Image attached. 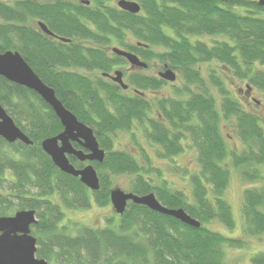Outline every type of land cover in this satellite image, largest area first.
Masks as SVG:
<instances>
[{"label": "trees", "instance_id": "1", "mask_svg": "<svg viewBox=\"0 0 264 264\" xmlns=\"http://www.w3.org/2000/svg\"><path fill=\"white\" fill-rule=\"evenodd\" d=\"M111 1L91 0L87 6L77 0H0V54L19 52L106 150L104 162L94 163L101 188L91 191L56 167L41 147L63 131L53 109L35 92L0 76V104L33 142L0 137V216L35 210L36 256L48 264H229L226 248H244L245 237L264 235V186L244 191V237L208 226L218 219L229 230L236 228L224 197L232 169L247 182L264 180V119L233 95L223 76L246 83L240 94L247 100L255 89L264 93V0H131L140 4L139 14ZM40 21L56 36L46 35ZM112 45L135 53L148 67L160 61L180 75L182 85L173 87L174 96L149 98L167 82L142 68L124 70L128 61L105 49ZM117 66L132 92L102 77ZM225 125L241 149L228 146ZM134 130L144 133L159 159L173 160L191 141L198 171L190 176L189 193L163 179L148 149H141L139 160L115 148L118 131L133 137ZM69 159L78 169L85 166L75 156ZM124 174L135 176L131 192L155 193L163 205L185 209L202 226L132 202L102 227L63 225L66 210L109 206L112 178ZM251 261L264 264V253Z\"/></svg>", "mask_w": 264, "mask_h": 264}, {"label": "water", "instance_id": "2", "mask_svg": "<svg viewBox=\"0 0 264 264\" xmlns=\"http://www.w3.org/2000/svg\"><path fill=\"white\" fill-rule=\"evenodd\" d=\"M81 1L83 4H90L89 0ZM118 6L121 10L132 14H139L142 9L138 2L131 0H119ZM39 27L45 34L56 36L44 22L40 21ZM59 39L64 42L70 41L65 38ZM113 53L124 57L134 68L146 69L148 67V64L135 53L117 47L113 48ZM103 75L111 77L114 82L119 83L123 90L129 89V85L124 81L122 70L116 71L114 76ZM0 76L35 92L53 109L62 123L63 131L57 136L44 139L41 143L42 149L62 172L80 178V181L91 191H99L101 182L93 163H103L106 152L101 148L94 130L81 122L71 110L65 107L57 97L55 89L38 76L19 52L9 50L0 54ZM160 77L167 82H175L178 76L173 69L166 67ZM0 137L8 143L33 144L1 104ZM74 142L80 143L84 150L76 149L73 146ZM70 155L88 164L78 169L70 162ZM110 201L113 210L118 215H124L129 203L132 202L146 206L154 212L173 217L188 226L197 229L202 226L201 221L192 217L185 209L169 208L163 205L155 193L141 196L126 192L120 187H113L110 190ZM37 223L35 210H21L13 216H0V264H48L46 260L36 256L37 238L32 234V226Z\"/></svg>", "mask_w": 264, "mask_h": 264}, {"label": "rangeland", "instance_id": "3", "mask_svg": "<svg viewBox=\"0 0 264 264\" xmlns=\"http://www.w3.org/2000/svg\"><path fill=\"white\" fill-rule=\"evenodd\" d=\"M40 1L47 2L49 0ZM163 66L164 64L160 61L154 60L150 62L149 68L143 70L142 73L159 77V71ZM203 67L206 70L208 65L205 64ZM127 68L128 67L125 66L124 70ZM177 76L175 82H168L162 90L156 93L151 92V97L155 96L154 98L157 99L174 96L173 87L182 85V79L178 73ZM223 76L233 95L239 100L246 102L249 110L255 112L264 119V93L255 89L250 99L247 100L244 98L243 94H240V89L246 90V83L225 75ZM222 130L228 146L231 149H236L237 147H239V149L242 148L241 141L229 126H223ZM134 132L135 135L133 138L132 134L119 131V133L115 135V148L117 150L127 151L139 160L141 159V149H148L155 167L161 170L163 179L167 181L172 188L189 193L191 191L190 176L198 171L197 151L193 147L191 141L188 140L184 142L185 150L180 155L174 157L173 160L159 159L156 157L155 152L149 147L150 145L147 143L144 133L141 130H134ZM261 170L264 173V166L261 167ZM155 178H158L157 174ZM134 180L135 176L131 174L114 176L112 178L113 187H120L125 191H130ZM263 186L264 180H260L256 183L247 182L237 170L232 169V178L224 197L232 207L233 215L236 220V228L234 230H229L227 226L218 219L213 220L212 223L208 225L209 228L229 237H244L241 213L244 191L247 188ZM65 212L66 218L63 225H70L73 228L74 224L77 226L86 225L95 228L102 227L108 223V219L114 218L117 215L111 204L107 207H99L94 204L92 208L88 210H66ZM245 239L247 240V245L244 248H226V260L229 264H253L251 261L252 257L256 254L264 253V235L261 238L262 240H260L259 237H245Z\"/></svg>", "mask_w": 264, "mask_h": 264}, {"label": "flooded vegetation", "instance_id": "4", "mask_svg": "<svg viewBox=\"0 0 264 264\" xmlns=\"http://www.w3.org/2000/svg\"><path fill=\"white\" fill-rule=\"evenodd\" d=\"M78 2H80V3H82V1L81 0H77ZM90 1V4L89 5H91V0H89ZM118 1L119 0H112L111 2H110V4H112V5H114L115 7H117V8H119V6H118ZM83 4V3H82ZM84 5H87V4H84ZM89 5H87V6H89ZM47 35V34H46ZM48 36H50V35H48ZM52 37H54V36H52ZM56 39H59V37H55ZM115 47H117V48H119V46L118 45H115V46H109V47H106L105 49H106V51H107V53L108 54H114L113 53V48H115ZM115 55V54H114ZM128 68L126 69L127 71H131V72H134V71H140V69H138V68H134L129 62H128V64L126 65ZM166 65H164L161 69H160V71H159V75L162 73V72H164L165 71V69H166V67H165ZM149 68V67H148ZM119 70V67L117 66V67H114L113 68V70H112V72H110V73H104V74H109L110 76H114V74H115V72L116 71H118ZM89 75L92 77V76H100V74H96V73H89ZM102 77L107 81V82H110V83H113V84H115V85H117V86H119V83H116V82H114L112 79H111V77H109V76H104V75H102ZM163 79V78H162ZM124 81L127 83V81H126V79H125V76H124ZM167 82V81H166ZM168 83V82H167ZM170 83V82H169ZM128 93H130V92H132L131 91V87L129 86V89L128 90H126ZM152 93H156V92H152ZM148 97L150 98L151 97V91L149 92V94H148ZM171 97V96H170ZM249 97V96H248ZM152 99V98H151ZM257 101V100H256ZM117 133H119V131L117 132ZM74 144H78L79 146H80V148H76L75 147V145ZM73 146L76 148V149H79V150H81V149H83L84 150V148L82 147V145L80 144V143H78V142H74L73 143ZM103 149V148H102ZM105 150V149H104ZM87 152V151H86ZM105 152H106V150H105ZM70 156H73V155H70ZM69 156V157H70ZM70 160V159H69ZM86 164H88V163H85V165ZM93 165H94V163H93ZM126 192H131V191H126ZM18 212V211H17ZM17 212H15L13 215H15ZM13 215H10V216H13ZM33 227V226H32Z\"/></svg>", "mask_w": 264, "mask_h": 264}]
</instances>
